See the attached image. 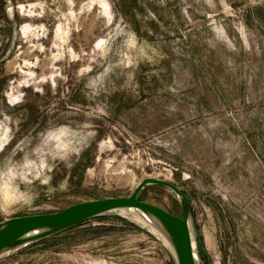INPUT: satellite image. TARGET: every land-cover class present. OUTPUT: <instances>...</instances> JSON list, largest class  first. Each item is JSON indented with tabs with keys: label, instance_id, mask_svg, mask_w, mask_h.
<instances>
[{
	"label": "rangeland",
	"instance_id": "rangeland-1",
	"mask_svg": "<svg viewBox=\"0 0 264 264\" xmlns=\"http://www.w3.org/2000/svg\"><path fill=\"white\" fill-rule=\"evenodd\" d=\"M150 176L201 264H264V0H0V221ZM163 239L122 211L0 264H177Z\"/></svg>",
	"mask_w": 264,
	"mask_h": 264
},
{
	"label": "water",
	"instance_id": "water-1",
	"mask_svg": "<svg viewBox=\"0 0 264 264\" xmlns=\"http://www.w3.org/2000/svg\"><path fill=\"white\" fill-rule=\"evenodd\" d=\"M149 185L171 190L179 198L182 215L140 199L141 191ZM122 211L138 213L153 224L169 244L177 264H201L198 232L188 196L174 183L151 176L141 180L129 196L89 199L58 211L14 216L0 221V259L81 222L103 215H120Z\"/></svg>",
	"mask_w": 264,
	"mask_h": 264
},
{
	"label": "bare ground",
	"instance_id": "bare-ground-1",
	"mask_svg": "<svg viewBox=\"0 0 264 264\" xmlns=\"http://www.w3.org/2000/svg\"><path fill=\"white\" fill-rule=\"evenodd\" d=\"M123 213H130L132 218H134V220L137 223H140L141 225L146 226L149 231H151V232H153V233H155L157 235H161L160 232L157 230V228L153 224H151L148 220H146L141 215H138V213L135 214V212L131 213V212H126V211H123ZM166 243H167V241H166Z\"/></svg>",
	"mask_w": 264,
	"mask_h": 264
},
{
	"label": "trees",
	"instance_id": "trees-1",
	"mask_svg": "<svg viewBox=\"0 0 264 264\" xmlns=\"http://www.w3.org/2000/svg\"><path fill=\"white\" fill-rule=\"evenodd\" d=\"M150 202V201H149ZM84 223H86V222H81V224H78V225H76V226H79V225H82V224H84ZM76 226H74V227H76ZM73 228V227H72ZM69 229H71V228H69ZM68 230V229H67Z\"/></svg>",
	"mask_w": 264,
	"mask_h": 264
},
{
	"label": "crops",
	"instance_id": "crops-1",
	"mask_svg": "<svg viewBox=\"0 0 264 264\" xmlns=\"http://www.w3.org/2000/svg\"><path fill=\"white\" fill-rule=\"evenodd\" d=\"M57 235V234H56ZM53 236H55V235H53Z\"/></svg>",
	"mask_w": 264,
	"mask_h": 264
}]
</instances>
